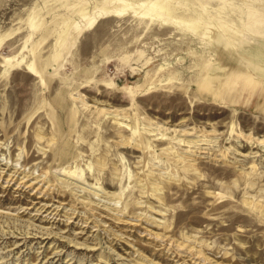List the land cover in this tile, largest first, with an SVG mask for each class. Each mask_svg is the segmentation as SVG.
I'll list each match as a JSON object with an SVG mask.
<instances>
[{
    "label": "rangeland",
    "instance_id": "374dc122",
    "mask_svg": "<svg viewBox=\"0 0 264 264\" xmlns=\"http://www.w3.org/2000/svg\"><path fill=\"white\" fill-rule=\"evenodd\" d=\"M45 263L264 264V0H0V264Z\"/></svg>",
    "mask_w": 264,
    "mask_h": 264
},
{
    "label": "bare ground",
    "instance_id": "6f19581e",
    "mask_svg": "<svg viewBox=\"0 0 264 264\" xmlns=\"http://www.w3.org/2000/svg\"><path fill=\"white\" fill-rule=\"evenodd\" d=\"M240 154H241V153H240ZM240 154H239V156H242V155H243V156L245 157L244 154H242V155H240ZM235 155H236V154H235ZM253 158H254V157H253ZM244 159H246V158H244ZM106 218H107V216H106ZM45 234H46V233H45ZM42 235H43V234H42ZM119 236H121V235H119ZM125 239H126V238H125ZM112 254H113V253H112ZM71 257H72V255H71ZM61 259H62V258H61ZM45 261H46V260H45ZM48 263H51V262L49 261ZM45 264H46V263H45ZM69 264H70V263H69ZM83 264H84V263H83ZM122 264H123V263H122Z\"/></svg>",
    "mask_w": 264,
    "mask_h": 264
}]
</instances>
